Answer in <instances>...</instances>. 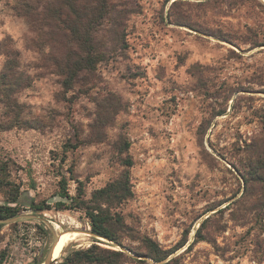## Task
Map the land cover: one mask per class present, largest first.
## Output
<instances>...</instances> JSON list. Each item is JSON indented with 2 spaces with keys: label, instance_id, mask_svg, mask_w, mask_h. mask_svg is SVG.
I'll return each mask as SVG.
<instances>
[{
  "label": "rangeland",
  "instance_id": "374dc122",
  "mask_svg": "<svg viewBox=\"0 0 264 264\" xmlns=\"http://www.w3.org/2000/svg\"><path fill=\"white\" fill-rule=\"evenodd\" d=\"M16 1L0 0V203L13 183L24 206L0 218V264H36L76 231L60 255L96 243L136 258L123 264H264V158L262 176L247 168L264 142V0H133L126 47L109 43L93 84L70 90ZM126 156L124 242L147 252L151 237L171 251L161 261L96 241L83 210L56 207L64 176L90 197Z\"/></svg>",
  "mask_w": 264,
  "mask_h": 264
},
{
  "label": "trees",
  "instance_id": "16d2710c",
  "mask_svg": "<svg viewBox=\"0 0 264 264\" xmlns=\"http://www.w3.org/2000/svg\"><path fill=\"white\" fill-rule=\"evenodd\" d=\"M133 0H17L13 10L19 17L26 19L33 33L32 43L42 51L43 62L61 77L63 87L67 90L93 84L98 64L105 60L110 44L126 47L125 21ZM107 22V27L105 26ZM104 26V27H103ZM12 62L7 64L11 69ZM125 151L130 143H125ZM255 148L257 157H250L247 165L251 178L263 175L258 164L264 158V142ZM255 160V164L253 163ZM125 170L118 177L110 180L104 187L96 189L87 197L84 183L78 182L77 195H71L66 176L61 181L60 196L57 208L81 209L90 221L91 231L112 241L113 246L121 244L138 255L149 256L161 261L171 251L163 249L157 241L149 236L140 239L147 252L137 250L124 242L122 226L124 218L120 207L134 196L131 167L134 159L126 156L123 159ZM247 180V178H246ZM248 182V181H247ZM8 191V200L0 203V218L17 216L24 206L21 189L13 183ZM30 207L36 211L52 208L46 202L30 200ZM1 226V224H0ZM201 232V229L198 230ZM203 237H198L200 240ZM96 241L100 239L96 238ZM56 264H123L124 257L136 259L123 250H109L93 244L88 248L72 249L60 255ZM141 260V259H138ZM44 260L36 262L42 264ZM168 261L165 264H169Z\"/></svg>",
  "mask_w": 264,
  "mask_h": 264
},
{
  "label": "water",
  "instance_id": "95a60500",
  "mask_svg": "<svg viewBox=\"0 0 264 264\" xmlns=\"http://www.w3.org/2000/svg\"><path fill=\"white\" fill-rule=\"evenodd\" d=\"M93 234H94V233H93ZM58 235H59V234H55V238H54V241H53V243H52V245H51V249H50V251H49V254H48L47 258L44 260V262H43L42 264H55V263H57V262L59 261V259H60L61 256H59V257H55V256H54L55 248H56L57 244H58L59 241H60V236L58 237ZM94 236H95L96 238H98V239L108 240L109 242L112 243L111 240H109V239H107V238H105V237H102V236H99V235H96V234H94Z\"/></svg>",
  "mask_w": 264,
  "mask_h": 264
},
{
  "label": "bare ground",
  "instance_id": "6f19581e",
  "mask_svg": "<svg viewBox=\"0 0 264 264\" xmlns=\"http://www.w3.org/2000/svg\"><path fill=\"white\" fill-rule=\"evenodd\" d=\"M80 232H72V234H69L68 232H66L65 234H64V232L63 233H60L58 236H60V241H59V243L57 244V246H56V248H55V253H54V256L55 257H59L60 256V253H61V246H62V244H64V245H67V244H69L70 243V241H73V240H75L76 239V237H77V235L79 234ZM67 234H69V235H67ZM82 237V236H81ZM81 239V238H80ZM84 239H86L85 237H84ZM84 242V241H83Z\"/></svg>",
  "mask_w": 264,
  "mask_h": 264
}]
</instances>
